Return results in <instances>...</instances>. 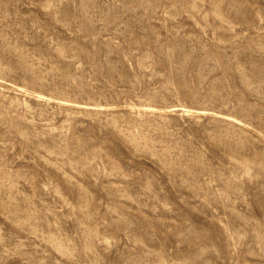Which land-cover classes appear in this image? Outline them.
I'll list each match as a JSON object with an SVG mask.
<instances>
[{
  "label": "rangeland",
  "instance_id": "1",
  "mask_svg": "<svg viewBox=\"0 0 264 264\" xmlns=\"http://www.w3.org/2000/svg\"><path fill=\"white\" fill-rule=\"evenodd\" d=\"M0 264H264V0H0Z\"/></svg>",
  "mask_w": 264,
  "mask_h": 264
}]
</instances>
